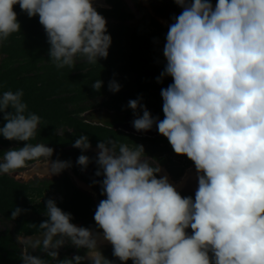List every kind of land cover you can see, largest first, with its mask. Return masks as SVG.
Returning <instances> with one entry per match:
<instances>
[{
	"label": "clouds",
	"instance_id": "1",
	"mask_svg": "<svg viewBox=\"0 0 264 264\" xmlns=\"http://www.w3.org/2000/svg\"><path fill=\"white\" fill-rule=\"evenodd\" d=\"M175 3L183 10L169 26L166 64L157 77L158 83L173 78L161 89L164 119L153 117L140 99L129 100L128 107L135 130L155 125L176 154L194 162L195 200L182 197L166 175L157 178L161 167L143 145L108 139L97 144L95 174L103 176L106 199L96 208V226L121 262L264 264V0H218L214 7L210 0ZM16 4L29 18L39 16L57 69L74 68L78 57L91 65L107 58L111 36L91 0H0V45L20 31ZM102 83L96 80L93 89ZM108 87L115 93L121 85L112 80ZM23 96L22 89L0 95L6 122L0 135L28 142L3 154L0 174L12 175L43 158L45 171L58 175L71 162L51 161L53 148L29 143L41 117L28 111ZM73 147L85 152L91 144L81 135ZM89 163L87 155L78 157L82 168ZM22 211L15 208L11 219ZM45 215L39 235L17 237L23 264H113L99 250L98 234L71 223L72 214L53 199L46 201ZM67 243L86 249L85 255L60 260L59 249ZM29 249H40L51 260Z\"/></svg>",
	"mask_w": 264,
	"mask_h": 264
},
{
	"label": "trees",
	"instance_id": "2",
	"mask_svg": "<svg viewBox=\"0 0 264 264\" xmlns=\"http://www.w3.org/2000/svg\"><path fill=\"white\" fill-rule=\"evenodd\" d=\"M107 3L110 8L96 9L106 19L107 34L111 36L107 58H100L97 64L91 65L78 57L81 60L74 68L63 69H57L50 61V45L39 16L29 18L19 4L13 5L21 27L18 33L11 34L0 45V56L3 59L0 64V95L5 91L22 89L23 101L27 103L28 111L41 117L35 138L29 141L33 145L42 143L55 149H63L73 145L81 135L88 137L91 146H97L99 142L108 139L130 147L135 144L143 145L146 156L170 165L171 174L179 179L187 167L195 165L186 155L176 154L166 137L139 139L121 130L92 124L79 117L80 113L90 110L89 107L78 106L79 104L103 98L97 103L98 108L132 119L135 116L128 107V102L140 99V103L147 107L153 117L163 120L161 89L173 83L171 76H165L162 82H157L166 60L156 42L166 41L162 34L165 28L154 20L150 25L161 32L132 28L127 25V21L133 18V13L123 0H107ZM96 80L103 82L98 91L92 87ZM112 80L121 85L118 92L109 91L108 85ZM140 114L142 115V111ZM5 123L3 113H0V127ZM59 130L64 132L60 134ZM26 143L28 142L9 141L0 135V146L21 148ZM172 154L185 158L184 165L176 166ZM161 156L164 157L160 158ZM37 161L39 160L26 162V165ZM47 189H55L61 195L53 200L57 207L72 214L71 223H81L83 227L102 232L94 220L96 204L89 195L76 188L68 177L36 187L35 183H24L8 174H0V214L15 226L13 232L10 229L0 231V263L16 264L21 259L16 254L18 248L15 235L30 236L41 231L38 228L40 223L48 219L45 215L47 200L39 204L32 200L36 194L42 196ZM17 207L26 211H22L13 220L11 214Z\"/></svg>",
	"mask_w": 264,
	"mask_h": 264
},
{
	"label": "flooded vegetation",
	"instance_id": "3",
	"mask_svg": "<svg viewBox=\"0 0 264 264\" xmlns=\"http://www.w3.org/2000/svg\"><path fill=\"white\" fill-rule=\"evenodd\" d=\"M137 1L139 3V5H138L139 7H141V2L142 3L146 2L148 4L146 9H147V15H148L147 18L149 20V23H151V21L154 20L155 22H158L161 25L162 24H170L171 25L172 23H174L173 17L178 16L183 10L180 6H178L175 3V0H163V2H159L158 0H137ZM123 2H124V0H123ZM210 2L212 3V5L214 7L215 4L218 2V0H210ZM104 3L107 5V8H110V5L107 3V0H104ZM102 6H103V1L101 0L100 5H96L93 7L103 8ZM162 26L164 27V25H162ZM154 28L156 29V27H154ZM164 28L166 31L169 30L166 27H164ZM1 59H2V57H1ZM129 121L130 120H128V122ZM136 137H139V136H136ZM142 138H145V136L139 137V139H142ZM47 147H50V146H47ZM51 148H53V147H51ZM93 148H97V146H91V148L85 152H82L81 149H79V148L73 147V145L67 146L63 149L53 148L54 152H53L52 157H50V160L55 161V160L59 159L61 161H70L71 166L64 169L58 175H49L45 171V169L43 167V163H32V164H34V166H36V171H37L36 175L38 176L37 179H34L35 186L36 187H42V186H44V183L58 182L61 179L68 177L71 180L72 184L74 186H76V188L80 189L81 191H83L84 193L89 195L90 198L96 204V206H98V204L101 200L106 199V196L101 194L100 182H102L103 176H96V174H95L98 170V165L95 163L97 153L94 151ZM80 155H87L90 158V163L88 164L86 169L82 168L80 165L77 164V160H78V157ZM147 157L154 159L153 157H150V156H147ZM163 157L164 156H161L160 158H163ZM154 160L161 167V172L156 174L157 178L159 179L161 176L166 175L168 177L169 183L172 184L176 188V190L179 192V194L182 197L191 196L193 198V201H194L195 200V193H196V189H197L196 184H198V179L196 177H193L192 180H195V182L191 180V182H187L186 184H181L178 182V180L180 178L177 179L171 174V172L169 170L170 165H168L167 163H160L157 159H154ZM173 162H175L174 164L176 166H183L186 161H185V158L177 157V160L174 159ZM189 167H195V166L191 165ZM189 167H187L186 169H188ZM184 175H185V172H184L183 176ZM189 180H190V178H189ZM60 196L61 195L58 192H56L55 189H47V190L43 191L42 196H38L37 194L35 195V198H36L35 203L39 204V203H42L43 201L48 200V199H57V198H60ZM73 224H75L78 227L82 226L81 223H73ZM14 228H15L14 224L0 214V231L5 232L8 229H10L13 232ZM90 230H92L93 232H95L98 235H101V237H103L102 232L96 231L94 229H90ZM188 230H191V228L190 229L188 228ZM189 233H192V232H189ZM39 234H40V232H34L30 236H36ZM18 236H23V237H28V236L24 235V234H18V235L14 236V238L17 241V248H18L16 254L19 255V257H21L22 245L18 242V239H17ZM109 244L110 243H106V244L105 243H98L99 250L102 252V254L106 258L111 260L113 262V264H132L131 260H129L127 262H121L117 257L113 256V246L109 245ZM29 251H30V254H32V255L40 256L41 258L46 259V260H51V258L48 257L47 254H45L40 249H37L35 251H32L31 249H29ZM85 253H86V249H77L74 246H72L70 243H67L66 245H64L63 247H61L59 249V259L60 260H63L65 258L70 259L74 255H82L83 256V255H85ZM0 264H6V263H0ZM16 264H23L22 259L19 258V260H18V262H16ZM52 264H55V261H52ZM83 264H90V262L85 260L83 262Z\"/></svg>",
	"mask_w": 264,
	"mask_h": 264
},
{
	"label": "rangeland",
	"instance_id": "4",
	"mask_svg": "<svg viewBox=\"0 0 264 264\" xmlns=\"http://www.w3.org/2000/svg\"><path fill=\"white\" fill-rule=\"evenodd\" d=\"M124 2H125V5L133 13V18L127 21V25L131 26L132 28H145L148 31L161 32V31H157V29H155L154 27L150 25L149 20L147 18L148 15H147L146 7L148 4L146 2L144 3L141 2V7L138 6L139 3L137 0H124ZM94 8L99 9L100 7H94ZM162 25H164V27L169 29L170 24H162ZM167 32L168 31L166 30L162 31V34L164 35L165 39H166ZM165 43L166 41L156 42L157 46L160 47L162 51H163ZM80 60L81 59H77L76 63L79 62ZM1 61L2 59L0 57V64H1ZM102 100L103 98H95V99H90L89 101H85L79 104L78 106H85V107L90 108V110L80 113L79 117L83 119L84 121L90 122L92 124L102 125V126H106L112 129H115V126L120 122H128V120H130L129 122H132L135 119V118L128 119L129 117L125 115H121V114H118L112 111H107L105 109L98 108L97 103H99ZM70 107L73 108L74 106H70ZM58 132L62 134L64 131L59 130ZM10 148L11 147L0 146V162H3V154ZM93 149L96 153H98L99 151L98 148H93ZM171 157L177 160V156L175 154H172ZM42 160L43 159L35 163H42ZM36 172H37L36 166H34V164H29V165H26L25 168L15 170V173L9 176L14 177L16 180L24 182V183H28V182L35 183L34 179H37L38 177L36 175ZM191 173H194V175L196 174L195 177L197 178V172H196L195 167H189L188 169H186L185 175L182 178H180L178 182L181 184H186L187 182L191 181L193 178L191 176ZM192 181L195 182V180H192ZM32 201L33 202L36 201L35 196H33ZM98 243L106 244L110 242H107L106 240L103 239V237L98 236ZM109 245H111V243Z\"/></svg>",
	"mask_w": 264,
	"mask_h": 264
},
{
	"label": "water",
	"instance_id": "5",
	"mask_svg": "<svg viewBox=\"0 0 264 264\" xmlns=\"http://www.w3.org/2000/svg\"><path fill=\"white\" fill-rule=\"evenodd\" d=\"M103 1V8H107V5ZM162 120V119H160ZM115 129L121 130L127 134H132L135 136H145V137H164L162 134L158 132L157 127L154 125L151 130L148 131H137L134 129L132 122H120L115 126ZM188 232H192L191 230L186 229Z\"/></svg>",
	"mask_w": 264,
	"mask_h": 264
},
{
	"label": "bare ground",
	"instance_id": "6",
	"mask_svg": "<svg viewBox=\"0 0 264 264\" xmlns=\"http://www.w3.org/2000/svg\"><path fill=\"white\" fill-rule=\"evenodd\" d=\"M91 2H92V4H93V6H96V5H100V4H101V0H91ZM191 176H192V177H195L196 174L194 175V173H191ZM189 182H191V181H189ZM196 186H197V188H198V184H196ZM98 236H101V235H98Z\"/></svg>",
	"mask_w": 264,
	"mask_h": 264
}]
</instances>
